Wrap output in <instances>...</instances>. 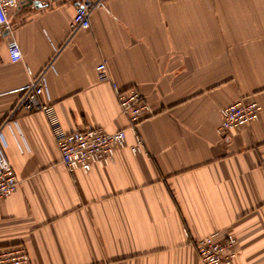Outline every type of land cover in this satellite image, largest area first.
Listing matches in <instances>:
<instances>
[{"label":"crops","instance_id":"1","mask_svg":"<svg viewBox=\"0 0 264 264\" xmlns=\"http://www.w3.org/2000/svg\"><path fill=\"white\" fill-rule=\"evenodd\" d=\"M29 2L0 30V149L18 180L0 249L23 246L30 264H200L190 242L217 233L235 239L230 264H264V0H102L75 33L76 0ZM42 73L66 132L125 131L104 167L69 173L44 116L11 115ZM111 83L149 106L134 134ZM242 98L257 120L220 136V110Z\"/></svg>","mask_w":264,"mask_h":264},{"label":"built area","instance_id":"2","mask_svg":"<svg viewBox=\"0 0 264 264\" xmlns=\"http://www.w3.org/2000/svg\"><path fill=\"white\" fill-rule=\"evenodd\" d=\"M36 0H0V30L11 31L8 11L18 5ZM102 0H76L74 14L70 22L71 33L90 28V17ZM9 59L21 60L19 47L11 42L8 46ZM95 71L99 82H110L105 62H100ZM121 113L127 121V128L135 132L149 112V106L136 88L121 89L111 83ZM46 92L43 73L21 88L20 97L13 106L11 115L23 110L28 113H41L50 129L58 148L60 162L69 173L88 172L92 167H104L112 160L117 150L125 146V131L107 133L100 128L86 126L79 130L66 132L56 115L52 104L44 103L40 96ZM259 106L248 98H242L234 104L220 110V123L217 131L227 137L248 126L258 118ZM10 115V116H11ZM142 141L136 138L133 151L141 147ZM18 180L0 149V201L10 196L17 188ZM194 247L200 264H230L235 256V239L226 235L217 239V233H211L190 242ZM0 264H30L23 246L0 249Z\"/></svg>","mask_w":264,"mask_h":264},{"label":"water","instance_id":"3","mask_svg":"<svg viewBox=\"0 0 264 264\" xmlns=\"http://www.w3.org/2000/svg\"><path fill=\"white\" fill-rule=\"evenodd\" d=\"M30 3H33V4H34L35 2H29V4H30Z\"/></svg>","mask_w":264,"mask_h":264}]
</instances>
